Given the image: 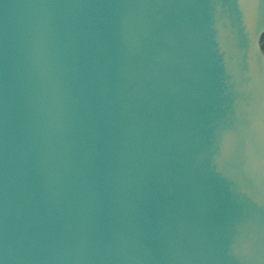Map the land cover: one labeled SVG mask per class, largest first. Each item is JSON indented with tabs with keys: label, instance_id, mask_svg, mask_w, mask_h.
<instances>
[{
	"label": "water",
	"instance_id": "obj_1",
	"mask_svg": "<svg viewBox=\"0 0 264 264\" xmlns=\"http://www.w3.org/2000/svg\"><path fill=\"white\" fill-rule=\"evenodd\" d=\"M264 0H0V264H264Z\"/></svg>",
	"mask_w": 264,
	"mask_h": 264
},
{
	"label": "trees",
	"instance_id": "obj_2",
	"mask_svg": "<svg viewBox=\"0 0 264 264\" xmlns=\"http://www.w3.org/2000/svg\"><path fill=\"white\" fill-rule=\"evenodd\" d=\"M261 47H262V50L264 51V35L262 36Z\"/></svg>",
	"mask_w": 264,
	"mask_h": 264
},
{
	"label": "snow or ice",
	"instance_id": "obj_3",
	"mask_svg": "<svg viewBox=\"0 0 264 264\" xmlns=\"http://www.w3.org/2000/svg\"><path fill=\"white\" fill-rule=\"evenodd\" d=\"M254 28H256V29H264V27H257V26H253Z\"/></svg>",
	"mask_w": 264,
	"mask_h": 264
}]
</instances>
